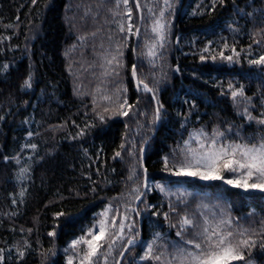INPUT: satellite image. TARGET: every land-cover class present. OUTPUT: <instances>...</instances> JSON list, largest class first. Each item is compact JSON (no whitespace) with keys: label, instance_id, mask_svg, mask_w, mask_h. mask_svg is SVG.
<instances>
[{"label":"trees","instance_id":"16d2710c","mask_svg":"<svg viewBox=\"0 0 264 264\" xmlns=\"http://www.w3.org/2000/svg\"><path fill=\"white\" fill-rule=\"evenodd\" d=\"M68 1L0 0V249L4 264H67L64 250L71 241L83 236L113 200L122 196L131 201L132 187L144 183L143 169H147L148 184L184 186L199 196L226 200L239 217L252 213L264 219V194L259 191L176 177L164 170L163 163L200 125L217 122L241 128L246 136L264 132L242 119L228 88L243 85L246 96L264 98V66L248 63L264 53V0H223L222 4L217 0L215 7L212 0H180L169 15L167 79L162 82L158 70L150 77L142 76L140 67L145 64L140 45L131 39L126 51L131 111L123 118L106 120L73 90L64 55ZM130 1L139 18L135 0ZM137 1L143 15V2ZM223 44L229 46L224 54L234 58V47L239 58L227 63L204 53V48L220 49ZM29 75L32 87L24 88ZM139 81L153 89L155 98L137 87ZM158 106H162L159 119ZM129 124L135 137L126 148ZM29 132L33 135L28 136ZM149 138L143 165L142 150ZM116 152L121 155L113 158ZM21 168L29 170L24 180L17 179ZM135 176L140 181L134 185ZM144 193L146 202L164 205L159 210L167 211L163 193L156 188ZM156 210L141 218V240L151 239L154 231L166 232L162 216L152 215ZM52 232L55 236L49 235ZM255 257L264 264V253Z\"/></svg>","mask_w":264,"mask_h":264},{"label":"snow or ice","instance_id":"6c2138e0","mask_svg":"<svg viewBox=\"0 0 264 264\" xmlns=\"http://www.w3.org/2000/svg\"><path fill=\"white\" fill-rule=\"evenodd\" d=\"M36 0H33L35 3ZM125 4L128 0H123ZM222 4L223 0H219ZM168 0H165L167 5ZM217 0H212L215 7ZM137 6H139L137 4ZM243 13V9H237ZM128 20H131V9L128 10ZM252 16V13H246ZM164 12L161 11L160 16L163 17ZM165 25L159 21L153 27V31L158 34L161 46L163 43ZM238 31V29H234ZM120 31H127L128 34H133V28L129 23L127 30L123 25H120ZM138 34V29L136 30ZM260 44L261 41H254ZM225 48L229 46L224 45ZM251 49V45H249ZM232 52L238 59L240 53L232 48ZM149 54L155 56L156 53L150 49ZM220 57L229 62L233 61V56H224L223 52ZM201 56V59H205ZM213 60L215 56L211 57ZM113 60L116 58L113 57ZM248 63L255 66H264V53L259 54L255 59H249ZM112 64V60L108 61ZM120 65L117 63L116 67ZM6 67V66H5ZM118 74V73H117ZM132 75H136V67L132 66ZM22 87H32V77L29 75L23 82ZM137 87H141L143 91L152 93L155 97V92L148 84L139 81ZM231 97L234 102L239 104L241 101L251 106L252 98L246 96L244 86L238 88L232 84L228 85ZM237 98H240L239 100ZM105 100L108 97H104ZM158 103V101H157ZM192 107H195L194 102H190ZM127 105L131 109V105L127 104V100L120 105L123 109ZM160 107L156 109L157 119H159ZM261 108H264V101L261 102ZM108 111L107 108L104 109ZM257 111H259L257 109ZM121 115L127 116V111H121ZM242 119L247 122L259 125L264 128V111L259 112V116H254L248 106L244 107L240 113ZM101 120L104 116L99 117ZM3 119V117H0ZM187 122V117H185ZM183 127V125H182ZM81 135L83 130H81ZM235 135L236 139H229L230 135ZM33 133L29 132L28 136ZM195 145V146H194ZM24 147L36 149L35 144H26ZM124 146L121 145V148ZM121 153L116 152L115 156L120 157ZM171 161L169 156L163 158L165 171L171 172L172 175L182 178H193L200 181L212 182L221 181L233 188L243 190L244 192L259 191L264 194V132L258 135H250L245 138L241 134V129L237 128L235 132L233 127L229 126L223 130L219 126L214 127L211 131H206L204 127L193 129L188 133L187 139L182 140L177 144L176 148L172 149ZM19 163L18 157H13ZM29 170L21 168L17 179L24 180ZM98 171V170H97ZM145 177L147 169H143ZM228 173L226 177L224 174ZM135 175V173H133ZM150 191L153 187L164 194L167 201L168 211H160L164 205H146V211L157 209L152 212L153 216H162L163 222L167 223L168 228H175V236L177 240L168 238V233L154 231L149 240H141L139 229L135 227V220H131L129 215L121 216L119 210H116L111 221L102 219L97 222L92 228L86 230L85 235L73 239L70 243V249L74 251V256L78 257L77 264H108L109 258L112 257L113 264H121L125 254L140 245L142 254L139 256L140 264H235V262H244V251L251 249L257 244V237L261 247H264V219L259 222V227H245L240 223L239 217H234L231 214L230 206L220 205L217 203H206V197L199 196L198 193L188 190L187 188H177L173 191L172 188L166 187L163 184L149 185L147 181L141 186ZM141 187L133 189L135 193L134 202H146V195L141 191ZM24 195V190L20 192V196ZM143 198V199H142ZM198 200L194 212L187 211L181 213L177 211L180 206H187L191 201ZM15 203V200H13ZM111 209V206H109ZM135 213L137 216L140 213L139 208H126L125 213ZM64 215V213H58ZM176 215L179 217L177 223L170 222V217ZM249 216L252 213L248 214ZM119 220V223H117ZM191 234V239L185 237ZM55 236V232L49 233ZM81 245L83 249L76 251ZM119 247L117 248V246ZM11 251V250H9ZM117 252V255H113ZM19 255L23 257L21 251ZM4 250L0 249V264H4ZM67 264H73V257H69Z\"/></svg>","mask_w":264,"mask_h":264},{"label":"rangeland","instance_id":"374dc122","mask_svg":"<svg viewBox=\"0 0 264 264\" xmlns=\"http://www.w3.org/2000/svg\"><path fill=\"white\" fill-rule=\"evenodd\" d=\"M140 1L143 2L144 7L143 15L141 9V18L140 14L138 18L134 10V5L130 0H128L127 4H125L123 0L68 1L65 12V22L68 28V42L65 45L64 55L66 58L73 90L78 98L86 99L92 105L93 110L99 114V116L103 115V120L125 117L124 115L120 114L121 111H127L128 115L130 114L131 109H129L127 105H125L123 109H121L120 105L124 102V100H127V104L129 105L128 89L126 85V51L131 39H134L135 41L136 30L140 24L141 27L136 37V43H139L140 45L139 55L141 56V62L145 64V67H140L144 68L142 71H140L143 73L142 76L150 77L153 75V71L155 72L156 70H158V76L163 75L161 78L162 82H164L168 76H166L168 73L166 71L164 59L166 58V54L169 52L168 48L166 49V39L172 30V28H170L169 15L170 11L174 10V7L179 4L180 0H168L167 5L165 4V0ZM155 2L157 3L156 7H154ZM129 9H131L130 21L128 20ZM161 11L164 12L163 17L160 16ZM157 21L165 25V39L163 40L162 46L158 34L153 31V27L156 25ZM129 23L133 28V34H128L127 31L121 32L120 25H123L125 30H127ZM224 45L225 44H223L220 49L214 48L211 50V48H204V53L209 54L211 57L215 56L218 60L227 61L220 57L221 52H223L224 56H227L224 54V52H228ZM150 49L156 53L155 56L149 54ZM113 57L116 59L113 60ZM235 59L236 57L233 58V61H235ZM110 60H112L111 65L108 64V61ZM117 63L120 65L119 67H116ZM227 63L230 62L227 61ZM104 97H108V99L105 100ZM251 98V106L247 105L243 101H241L239 104L233 101L236 111L239 113V115L246 106L250 108V111L254 116H259V112L264 111V108L260 107L261 102L264 101V98H262L263 100L260 101L256 100L255 97ZM237 99L239 100L240 98ZM105 108L108 109L107 112L104 111ZM257 109L259 111H257ZM130 118L131 120H134L135 116L131 115ZM217 126H219L221 130L229 127H225L222 124L213 122L200 125L194 129L204 127L206 131L210 132L212 128ZM128 129V139L125 144V147L127 146L126 148H128L129 144L135 137L132 134L134 131L132 125L129 124ZM236 129V127H233L234 132ZM241 134L244 135L243 130H241ZM244 136L247 138L246 135ZM229 139L235 140L236 136L234 134L230 135ZM171 159L172 157L170 155L169 160L171 161ZM168 174H171V172L168 171ZM224 175L227 177L228 173H225ZM133 179L135 181L134 185L139 184L140 180H138L137 176H135ZM154 184H163L166 187L172 188L173 191H175L177 188H187L184 186L169 185L158 181H151L149 183V185ZM137 186L138 185L133 186L132 190ZM153 189L154 187L148 191V193L152 192ZM202 197H206L205 202L209 204L217 203L220 205L230 206L226 200L216 196L203 195ZM130 198L131 201H128L122 196L113 200L101 213L98 214L93 226L102 219H107L110 222L116 210H119V214L121 216L127 214L131 220H135V227L139 229L140 222L142 220L141 218L144 214H149L148 212L150 210H145L146 205L149 203L145 202L142 204V207L139 208L140 213L138 216L131 212L125 213L126 208H138V201H136L135 207L133 205L135 204L134 192L130 195ZM198 202V200H193L190 202L187 208L180 206L177 211L181 213L185 211L192 213L195 211L196 204ZM109 206H111V209H109ZM231 214L234 217H239L233 213L232 209ZM239 218L240 223L245 227L254 225L258 228L259 222L262 220L261 218L255 216H244ZM178 219V216L172 215L170 217V222L175 224L177 223ZM117 223H119V220H117ZM163 223L165 224L164 226L167 227L166 233H168V238L171 240H177L178 238L175 236L176 229H170L168 228L166 222ZM185 238L191 239L192 236L189 234ZM256 239L257 244L251 249H246L244 251L245 260L248 262V264H263L261 261L258 262L257 258L255 257V254L257 253H264V247H261L259 238L257 237ZM69 246L64 250L67 256V261L69 257H73V264H77L78 257L74 256V251L70 249ZM83 247L84 246L81 245L76 251H81ZM118 247L119 245L117 248ZM117 254V252L113 253L114 256ZM141 254L142 249L140 245H137L134 249H131L129 253H126L124 260L121 261V264H140L138 258ZM108 264H113L112 257L109 258ZM235 264H244V262H235Z\"/></svg>","mask_w":264,"mask_h":264},{"label":"water","instance_id":"95a60500","mask_svg":"<svg viewBox=\"0 0 264 264\" xmlns=\"http://www.w3.org/2000/svg\"><path fill=\"white\" fill-rule=\"evenodd\" d=\"M135 4H136V7H137V9H138V12H139V14H140V18L142 17V15H141V7H140V5H139V3L137 2V0H135ZM137 4L139 5V6H137ZM140 27H141V24L139 25V27H138V32H139V30H140ZM137 33H136V35H135V43H136V37H137ZM155 98V97H154ZM152 137V136H151ZM150 137V138H151ZM150 138L146 141V143H145V145H144V147H143V150H142V161H143V165L145 164V155H146V148H147V144H148V142H149V140H150ZM145 180L147 181V176L145 177V179H144V182H145ZM145 190L146 189H144L143 190V192H145Z\"/></svg>","mask_w":264,"mask_h":264},{"label":"bare ground","instance_id":"6f19581e","mask_svg":"<svg viewBox=\"0 0 264 264\" xmlns=\"http://www.w3.org/2000/svg\"><path fill=\"white\" fill-rule=\"evenodd\" d=\"M152 136V135H151Z\"/></svg>","mask_w":264,"mask_h":264}]
</instances>
